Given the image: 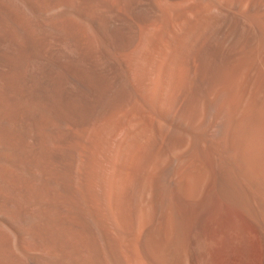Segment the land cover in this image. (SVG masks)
Instances as JSON below:
<instances>
[{
  "label": "bare ground",
  "instance_id": "1",
  "mask_svg": "<svg viewBox=\"0 0 264 264\" xmlns=\"http://www.w3.org/2000/svg\"><path fill=\"white\" fill-rule=\"evenodd\" d=\"M0 264H264V0H0Z\"/></svg>",
  "mask_w": 264,
  "mask_h": 264
}]
</instances>
